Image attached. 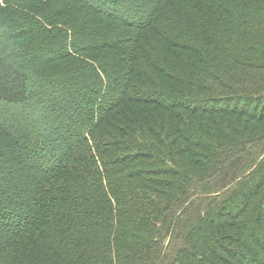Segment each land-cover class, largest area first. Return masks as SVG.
I'll return each mask as SVG.
<instances>
[{
  "label": "trees",
  "instance_id": "1",
  "mask_svg": "<svg viewBox=\"0 0 264 264\" xmlns=\"http://www.w3.org/2000/svg\"><path fill=\"white\" fill-rule=\"evenodd\" d=\"M0 264H264V0H0Z\"/></svg>",
  "mask_w": 264,
  "mask_h": 264
},
{
  "label": "rangeland",
  "instance_id": "2",
  "mask_svg": "<svg viewBox=\"0 0 264 264\" xmlns=\"http://www.w3.org/2000/svg\"><path fill=\"white\" fill-rule=\"evenodd\" d=\"M125 2L128 4V0H127V1L125 0ZM148 74H149V73H148ZM150 74H151V73H150ZM151 75H152V74H151ZM151 75H150V76H151ZM159 78H160V77H158V78L155 77V75L149 77L150 80H152V79H157L158 81H159ZM56 91H57V90H56ZM57 92H59V91H57ZM62 92L65 93L66 91H65V90H62ZM67 93H69V92H67ZM60 101H62V100H60ZM63 101H64V99H63Z\"/></svg>",
  "mask_w": 264,
  "mask_h": 264
}]
</instances>
